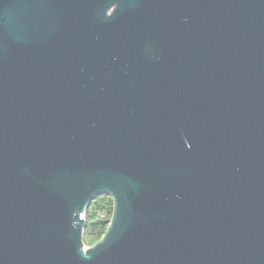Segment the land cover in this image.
Instances as JSON below:
<instances>
[{
	"label": "water",
	"instance_id": "1",
	"mask_svg": "<svg viewBox=\"0 0 264 264\" xmlns=\"http://www.w3.org/2000/svg\"><path fill=\"white\" fill-rule=\"evenodd\" d=\"M0 264H264V0H0Z\"/></svg>",
	"mask_w": 264,
	"mask_h": 264
},
{
	"label": "trees",
	"instance_id": "2",
	"mask_svg": "<svg viewBox=\"0 0 264 264\" xmlns=\"http://www.w3.org/2000/svg\"><path fill=\"white\" fill-rule=\"evenodd\" d=\"M113 210V199L109 193L97 195L84 212L85 225L82 239L85 245H91L102 237L107 229Z\"/></svg>",
	"mask_w": 264,
	"mask_h": 264
}]
</instances>
